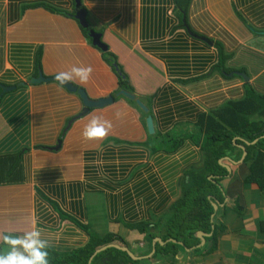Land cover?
Returning <instances> with one entry per match:
<instances>
[{
    "label": "crops",
    "instance_id": "1",
    "mask_svg": "<svg viewBox=\"0 0 264 264\" xmlns=\"http://www.w3.org/2000/svg\"><path fill=\"white\" fill-rule=\"evenodd\" d=\"M80 1L77 8L76 0H0V255L11 247L5 235L29 243L37 238L25 234L39 230L51 255L86 247L93 233L119 238L112 244L138 264H264V189L245 180L241 148L219 162L230 171L216 178L222 196H208L217 204L211 232L182 242L162 237L182 189L204 165L195 140L200 116L244 99L247 88L264 94V0ZM91 30L147 116L118 96V75ZM73 67L91 68L86 82ZM60 72L90 99L114 102L86 113L80 96L59 83H30ZM93 119L107 122L106 135L87 139ZM168 243L179 249L158 250Z\"/></svg>",
    "mask_w": 264,
    "mask_h": 264
},
{
    "label": "trees",
    "instance_id": "2",
    "mask_svg": "<svg viewBox=\"0 0 264 264\" xmlns=\"http://www.w3.org/2000/svg\"><path fill=\"white\" fill-rule=\"evenodd\" d=\"M103 55L118 75L120 90L131 92L127 81H125L126 76L115 62V57L112 58L108 51L103 52ZM225 59L226 57L221 53V64L217 65V69L224 66ZM246 90L244 99L228 102L215 114L207 117L200 116L195 140L197 144L202 141L201 151L204 156V165L198 171L192 172V179L190 178V182L182 189L183 197L173 205L168 220H165L166 231L162 234L163 241L174 239L182 242L189 237L196 240L198 231L211 232V216L214 213V208L208 200V196H214L216 191L220 192L219 180L217 181L216 178L227 173L219 162L224 157L232 156L235 151L242 153L240 146L246 147L248 154L243 164L249 169L245 180L254 182L264 189V94L248 88ZM134 104L136 105V103ZM237 138L241 140L235 142L234 140ZM255 140L258 142L252 144ZM245 142L250 145L247 146ZM211 177H215V179H209ZM143 227L145 231L149 232L147 239L151 243L156 234L154 235L150 231L149 224ZM217 228L215 225L214 234L210 239L212 242L211 251L214 250L218 240ZM90 234L91 240L84 248L65 254L51 255L48 253L53 257L52 264H88L90 258L99 248L120 240L114 235L100 238L93 233ZM177 249L179 246L175 243H168L164 247L158 246L159 251H167L169 254ZM98 262L102 264H138V261L133 260L126 252L117 248H108L100 252L94 257L91 264Z\"/></svg>",
    "mask_w": 264,
    "mask_h": 264
},
{
    "label": "clouds",
    "instance_id": "3",
    "mask_svg": "<svg viewBox=\"0 0 264 264\" xmlns=\"http://www.w3.org/2000/svg\"><path fill=\"white\" fill-rule=\"evenodd\" d=\"M90 72L91 68L73 67L71 69L72 75L78 77L81 83L87 81ZM72 75L67 72H60L55 75L54 80L59 81L63 85L65 82L72 80ZM106 123L107 122L102 124L96 119H93L85 128L83 135L87 139L105 136ZM108 127H110V125H108ZM25 236H31L37 239H33L31 242L25 243L20 238H13L7 235L3 237L4 242L11 247L4 255H0V264H48V253L44 250H41L45 247V244L43 241L38 240V237L40 236L39 230L26 233ZM16 245H20V248L23 249V251L16 250Z\"/></svg>",
    "mask_w": 264,
    "mask_h": 264
},
{
    "label": "water",
    "instance_id": "4",
    "mask_svg": "<svg viewBox=\"0 0 264 264\" xmlns=\"http://www.w3.org/2000/svg\"><path fill=\"white\" fill-rule=\"evenodd\" d=\"M81 1L80 0H76V6L77 8H80L81 6ZM77 19L79 20L81 26L85 29L89 28V24L87 23L86 20V14L84 11L80 10L77 15H76ZM90 38L92 39L93 45L95 47H97L98 49H100L103 52L108 51L107 46L104 45V43H102L101 41V35L99 33H96L94 30H91L90 32ZM206 42L209 43V41L206 40ZM238 76H240L242 79H244L245 81L248 80L247 76L243 73H237ZM48 82H57L59 83L62 87L66 88L68 91L73 92V93H77L80 98L83 100L84 106H85V112L87 113L90 109H99V108H103L105 106H108L110 104H112L114 102V98L112 96H109L107 98H102V99H98V100H92L88 97L87 93L83 90V89H79L78 87H76L75 85H73L72 83L69 82H65L63 85L59 82L54 80V78H45L43 77V75L40 73L38 78H34L30 81L31 84H40V83H48ZM3 90V94L10 89H7L6 87H1ZM118 96H123L124 98L130 100V101H135L136 104L138 105V107L140 109H142L144 111V113L148 114L149 113V109L148 107L140 100H138L136 98L135 95H133L130 92L127 91H120ZM84 114V113H83ZM146 125H147V130L148 133L153 135L155 133V129H154V123H153V118L151 116H148L147 120H146ZM258 140H255L252 144L257 143ZM245 144L248 146L250 145L249 143L245 142ZM240 148L244 151V157L243 160L245 159V157L247 156V151L246 148L244 146H240ZM227 159V158H225ZM225 159H221L220 161H224ZM240 161V163L243 162ZM222 163V162H221ZM223 167H225L228 171H230V168L227 165L221 164ZM214 209H217V204H213ZM201 236L204 235V238L206 236V234L200 232ZM175 242V241H174ZM108 248H117L119 250H122L124 252H126L131 258L136 259V257H134V255L132 254V252L125 248V247H118L116 245L110 244L107 245L99 250H97L94 255L91 257V260L93 257H95L98 253H100L101 251H104Z\"/></svg>",
    "mask_w": 264,
    "mask_h": 264
},
{
    "label": "rangeland",
    "instance_id": "5",
    "mask_svg": "<svg viewBox=\"0 0 264 264\" xmlns=\"http://www.w3.org/2000/svg\"><path fill=\"white\" fill-rule=\"evenodd\" d=\"M142 110V109H141ZM143 111V110H142ZM144 112V111H143ZM151 137V136H150ZM167 143H165L163 146H165ZM222 166V165H221ZM223 167V166H222ZM223 168H225V167H223ZM226 169V168H225ZM226 171H228L227 169H226ZM209 179H211V178H209ZM220 192H218V191H216L217 193L216 194H218V195H220V194H222V192H221V190H219Z\"/></svg>",
    "mask_w": 264,
    "mask_h": 264
},
{
    "label": "flooded vegetation",
    "instance_id": "6",
    "mask_svg": "<svg viewBox=\"0 0 264 264\" xmlns=\"http://www.w3.org/2000/svg\"><path fill=\"white\" fill-rule=\"evenodd\" d=\"M139 100V99H138ZM133 102H135V101H133ZM136 103V102H135ZM137 105V104H136ZM138 106V105H137Z\"/></svg>",
    "mask_w": 264,
    "mask_h": 264
}]
</instances>
